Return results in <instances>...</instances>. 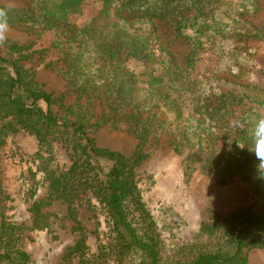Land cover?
Returning <instances> with one entry per match:
<instances>
[{
  "label": "trees",
  "instance_id": "16d2710c",
  "mask_svg": "<svg viewBox=\"0 0 264 264\" xmlns=\"http://www.w3.org/2000/svg\"><path fill=\"white\" fill-rule=\"evenodd\" d=\"M88 1L26 0L27 7L23 8L0 4V24L42 29L70 26L71 17L81 14ZM99 1L102 8L77 29V36L70 40L65 52L71 65L63 74L74 89L85 94L83 106L79 102L65 104L64 93L49 92L34 79L35 71L23 62L33 54L27 52L30 45L11 42L8 47L17 57L9 52L3 55L0 48V151L8 134L26 130L34 133L42 146L56 139L65 142L74 159L67 170L46 168L48 192L33 201L31 226L3 218L0 264H34L21 245L23 232L51 229V213L45 208L56 200L68 203L77 224L74 229H82L73 203L88 191L106 208L113 237L99 253L87 255L89 246L82 234L67 248L65 257L81 255V264H105L110 259L119 264H161L156 220L135 178V168L145 157L142 148L153 124L152 115L145 117L143 113L161 106L175 111L172 133L176 150H186L190 162L200 161L222 183L236 176L247 179L260 201L257 208H240L202 224L200 233L216 237L217 248L199 251L181 264H248L249 251L264 248V172L258 171L259 161L247 147L254 125L264 118V90L254 87L258 93L241 94L223 78L211 75L219 80L214 84L208 78L194 76L192 71L205 46H222L220 42L229 36L245 44L252 37L264 40V22L259 27L247 18L258 9V0ZM165 17L172 21L177 36L193 41L185 67L172 61L159 73L131 71L127 67L131 57H152V44L159 40L155 19ZM239 46L234 43L233 48ZM87 53L95 62L92 69L84 62ZM141 82L145 83L142 88L138 86ZM205 82L207 85H202ZM238 86L246 87L243 83ZM246 98L245 104L252 105L242 119L244 125L235 129L226 122V115ZM97 101L104 112L91 123L89 117ZM123 119L139 141L131 156L100 147L88 136L89 126L99 128ZM0 196L9 197L1 176Z\"/></svg>",
  "mask_w": 264,
  "mask_h": 264
},
{
  "label": "rangeland",
  "instance_id": "374dc122",
  "mask_svg": "<svg viewBox=\"0 0 264 264\" xmlns=\"http://www.w3.org/2000/svg\"><path fill=\"white\" fill-rule=\"evenodd\" d=\"M0 4L27 7L26 0H0ZM257 5L258 9L247 18L262 27L264 0H258ZM101 8V1L90 0L84 5L81 14L71 17L70 26L61 25L53 29L0 24V36L3 37L0 39L1 53H12L8 47L11 42L30 45L27 52L33 54L23 62L35 71L34 79L49 92L57 95L64 93L65 104L79 102L83 106L86 104L85 94L74 89L63 74L71 65L65 52L69 49L70 40L77 36V29L91 21ZM155 20L159 40L152 44V57H131L127 65L138 74L151 70L159 73L166 70L165 67L172 61L184 68L193 47V41L188 37L174 33L173 23L168 17ZM234 43L240 46L233 48ZM220 44L222 46H205L200 50L192 74L208 78L214 84L219 80L211 75L223 78L231 89H237L241 94L243 91L258 93L256 89L264 90V40L252 37L245 44L240 38L234 42V37L229 36ZM12 56L17 57L18 54L12 53ZM84 62L90 69L95 65L90 53L85 55ZM93 73L99 77L97 72ZM239 83L246 87L239 88ZM144 84L141 82L138 86L142 88ZM247 101L246 98L226 115L228 125L233 124L235 129L244 125L242 119L252 105L245 104ZM261 110L264 114V110ZM103 112V105L97 101L89 117L90 122L94 123ZM149 114L152 115V130L142 148L145 157L135 168V178L142 199L156 220L161 240V264H181L199 251L217 248L216 237L200 233L202 224L214 222L240 208H257L260 201L247 179L236 176L222 183L215 174L204 169L200 161L190 162L186 150H176L172 133V122L176 118L174 110L161 106L150 113H143L145 117ZM87 133L100 147L118 150L127 156L137 150L138 138L124 119L116 123L110 121L99 128L89 126ZM64 143L56 139L42 146L36 135L26 130L5 137L0 151V176L9 197L0 196V226L3 218L17 224L32 225L30 207L35 199L44 197L48 192L46 168L67 170L74 161L70 149ZM68 206L67 202L56 200L45 208L51 213V229L35 228L23 232L21 245L30 254L34 264H81V255L71 258L65 255L67 248L74 245L82 234L86 236L89 246L87 255L99 253L113 237L109 214L90 191L82 193L73 203L82 229H74L77 224ZM105 264L119 262L110 259ZM248 264H264V248L250 250Z\"/></svg>",
  "mask_w": 264,
  "mask_h": 264
},
{
  "label": "clouds",
  "instance_id": "9594fccd",
  "mask_svg": "<svg viewBox=\"0 0 264 264\" xmlns=\"http://www.w3.org/2000/svg\"><path fill=\"white\" fill-rule=\"evenodd\" d=\"M3 37L0 36V39ZM248 151L254 154L255 159L259 161L258 171L264 172V118L259 119L251 131V142L247 145Z\"/></svg>",
  "mask_w": 264,
  "mask_h": 264
}]
</instances>
